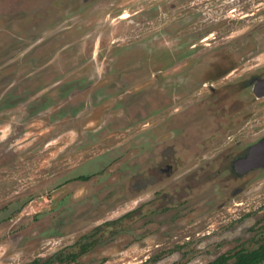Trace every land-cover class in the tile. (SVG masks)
Listing matches in <instances>:
<instances>
[{
  "label": "rangeland",
  "instance_id": "374dc122",
  "mask_svg": "<svg viewBox=\"0 0 264 264\" xmlns=\"http://www.w3.org/2000/svg\"><path fill=\"white\" fill-rule=\"evenodd\" d=\"M261 75L264 0H0V264L264 245Z\"/></svg>",
  "mask_w": 264,
  "mask_h": 264
},
{
  "label": "trees",
  "instance_id": "16d2710c",
  "mask_svg": "<svg viewBox=\"0 0 264 264\" xmlns=\"http://www.w3.org/2000/svg\"><path fill=\"white\" fill-rule=\"evenodd\" d=\"M95 244H92L93 247ZM87 251L83 249L81 253ZM264 262V245H261L258 249L247 251L241 250L235 254L222 255L217 260L209 264H262Z\"/></svg>",
  "mask_w": 264,
  "mask_h": 264
},
{
  "label": "flooded vegetation",
  "instance_id": "af4514ba",
  "mask_svg": "<svg viewBox=\"0 0 264 264\" xmlns=\"http://www.w3.org/2000/svg\"><path fill=\"white\" fill-rule=\"evenodd\" d=\"M248 82V81H247ZM254 86V90L259 94L264 93V75H261L256 81H251ZM243 159H241L238 165H241V170L243 172L251 169L252 167L257 166L264 161V140L261 143L254 147V149L244 153ZM264 163V162H263Z\"/></svg>",
  "mask_w": 264,
  "mask_h": 264
}]
</instances>
